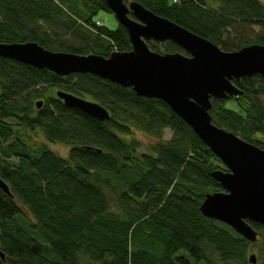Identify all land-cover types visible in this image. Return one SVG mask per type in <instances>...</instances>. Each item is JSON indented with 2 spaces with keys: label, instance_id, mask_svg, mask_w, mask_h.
Returning <instances> with one entry per match:
<instances>
[{
  "label": "trees",
  "instance_id": "1",
  "mask_svg": "<svg viewBox=\"0 0 264 264\" xmlns=\"http://www.w3.org/2000/svg\"><path fill=\"white\" fill-rule=\"evenodd\" d=\"M135 1L225 51L264 45V0ZM101 11L112 12L106 0H0V42L104 57L131 50L127 29L97 20ZM150 42L187 54L171 40L164 48ZM233 83L239 94L211 99L212 121L264 148V74ZM59 90L110 116L67 106ZM134 129L157 139L147 151ZM221 169L162 99L91 73L60 75L0 57V178L12 194L0 187V264H253L254 242L200 209L208 193L225 190L213 176ZM256 257L264 264V246Z\"/></svg>",
  "mask_w": 264,
  "mask_h": 264
},
{
  "label": "water",
  "instance_id": "2",
  "mask_svg": "<svg viewBox=\"0 0 264 264\" xmlns=\"http://www.w3.org/2000/svg\"><path fill=\"white\" fill-rule=\"evenodd\" d=\"M119 23L128 31L132 49L114 51L108 57L52 51L37 42H0V57L11 58L60 75L91 73L140 96L158 98L183 118L225 164L213 176L224 191L208 193L200 209L206 216L233 227L250 241L257 230L248 222L264 226V149L213 123L211 99L240 93L234 79L264 74V45L252 44L237 51L219 45L164 18L135 0H106ZM177 43L182 52L160 53L148 41ZM57 95L69 107L105 119L109 111L98 102L62 90ZM42 107L43 101L36 102ZM0 187L12 195L0 178ZM248 220V221H247ZM2 256H4L2 254ZM251 263L257 257L252 253Z\"/></svg>",
  "mask_w": 264,
  "mask_h": 264
},
{
  "label": "rangeland",
  "instance_id": "3",
  "mask_svg": "<svg viewBox=\"0 0 264 264\" xmlns=\"http://www.w3.org/2000/svg\"><path fill=\"white\" fill-rule=\"evenodd\" d=\"M98 16H99V19H97V20H101L102 22H104L109 27H115V26H117V24L119 22L117 17L115 16V14L113 12H110V11H101L98 14ZM148 43L150 45L152 42L149 41ZM154 43H157L159 48L165 47L163 42L158 43L155 41ZM162 51H163V49H162ZM226 104H227V108L238 111V108H237L235 101L228 100ZM171 135H172V132L169 129H167L165 131L164 138L168 139V138H170ZM134 136L140 141L141 146H140L139 151H147L148 146L157 140L156 138L148 135L147 133H145L141 130H137V129H134ZM258 137H261L262 139H264V134L263 135L259 134ZM43 140H44L43 137L39 136V141L42 142ZM55 144L56 143H53L50 145V147H52L51 148L52 150H54L55 152L62 154V155L67 154V147L65 145H62V144L55 145ZM221 170H227L226 166H225V169H221ZM262 232L259 233L257 240L253 244L249 245V248H248L249 254L254 253L256 256H259L260 250L264 246V236H263L264 232L263 233Z\"/></svg>",
  "mask_w": 264,
  "mask_h": 264
},
{
  "label": "bare ground",
  "instance_id": "4",
  "mask_svg": "<svg viewBox=\"0 0 264 264\" xmlns=\"http://www.w3.org/2000/svg\"><path fill=\"white\" fill-rule=\"evenodd\" d=\"M40 101V100H39Z\"/></svg>",
  "mask_w": 264,
  "mask_h": 264
}]
</instances>
